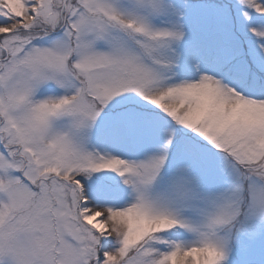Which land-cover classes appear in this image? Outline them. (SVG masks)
<instances>
[{"label": "snow or ice", "instance_id": "6c2138e0", "mask_svg": "<svg viewBox=\"0 0 264 264\" xmlns=\"http://www.w3.org/2000/svg\"><path fill=\"white\" fill-rule=\"evenodd\" d=\"M0 264H264V0H0Z\"/></svg>", "mask_w": 264, "mask_h": 264}]
</instances>
